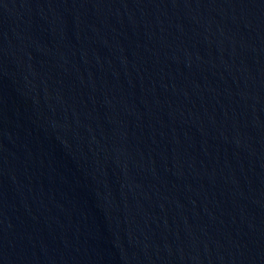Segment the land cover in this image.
Wrapping results in <instances>:
<instances>
[{
	"label": "water",
	"instance_id": "1",
	"mask_svg": "<svg viewBox=\"0 0 264 264\" xmlns=\"http://www.w3.org/2000/svg\"><path fill=\"white\" fill-rule=\"evenodd\" d=\"M0 264H264V0H0Z\"/></svg>",
	"mask_w": 264,
	"mask_h": 264
}]
</instances>
